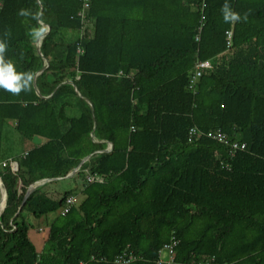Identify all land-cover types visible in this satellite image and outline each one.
<instances>
[{"label": "trees", "instance_id": "obj_1", "mask_svg": "<svg viewBox=\"0 0 264 264\" xmlns=\"http://www.w3.org/2000/svg\"><path fill=\"white\" fill-rule=\"evenodd\" d=\"M226 2L247 21L225 23ZM82 8L0 0L5 58L33 75L28 91L0 89V149L8 121L42 139L0 153V264H153L171 234L173 264H264V0H90L84 20ZM21 9L49 27L41 54L29 35L37 21ZM203 60L211 68L190 89ZM192 127L245 148L229 157L207 137L188 141ZM101 141L111 150L98 152ZM88 155L72 176L79 203L45 182L22 204L34 182L63 178ZM58 210L39 251L28 230Z\"/></svg>", "mask_w": 264, "mask_h": 264}, {"label": "built area", "instance_id": "obj_2", "mask_svg": "<svg viewBox=\"0 0 264 264\" xmlns=\"http://www.w3.org/2000/svg\"><path fill=\"white\" fill-rule=\"evenodd\" d=\"M89 1L90 0H82L83 8H82V10H80L78 12V15L81 17L82 20H84V18H85V11L89 7ZM231 35H232L231 31L226 32V46H227V48L231 44ZM209 68H211V63L208 60L197 61L195 63L194 74L191 76V79H190V89H193L194 84L196 83L197 79L202 75L203 70H206ZM199 136L207 137V138L221 144L225 148V151L229 157H234L238 151H242L245 148V143H240L238 141L231 140L220 129H216L213 131L210 130V131L205 132V133L197 130L195 127H192L189 129L188 141H192V140L194 141L197 138H199ZM7 164L10 166V168L13 171H16V169H17L16 162L9 160L8 162L2 163L3 166H5ZM102 180H103L102 177H99L96 175L87 176V182H93V181L101 182ZM74 200L75 199L73 196H69L68 198H66L65 202H66L67 208L64 210V212L67 211L68 207L74 202ZM177 244H178V240L176 239L174 234H171L170 241L162 246V248L158 252L159 253L158 258L153 264H173V262L175 261V259H174L175 258V248H176ZM115 262H127V261H124V258L121 255L115 259ZM209 263L210 262L208 260L203 261V262L201 260L197 264H209Z\"/></svg>", "mask_w": 264, "mask_h": 264}, {"label": "rangeland", "instance_id": "obj_3", "mask_svg": "<svg viewBox=\"0 0 264 264\" xmlns=\"http://www.w3.org/2000/svg\"><path fill=\"white\" fill-rule=\"evenodd\" d=\"M35 44V41H34ZM4 136H3V145L1 146L0 153L3 156L9 155L11 158L21 152L32 147V144H37L38 140L41 138H35L34 140H28L23 138L19 133L16 132L12 123L8 121L4 126ZM110 146V145H109ZM52 181V182H51ZM46 183L44 189L55 190L56 192L51 191V196H56L57 194H62L64 191L73 190V195L76 199V203H79L83 195L80 191L81 189V180L78 177H63L60 179L51 180ZM51 182V183H49ZM2 205V203H1ZM59 212H53L46 215L40 221L33 220V227H30L28 230V237L31 242L34 244L37 250L41 251L43 249V244L46 240L48 222L55 217Z\"/></svg>", "mask_w": 264, "mask_h": 264}, {"label": "clouds", "instance_id": "obj_4", "mask_svg": "<svg viewBox=\"0 0 264 264\" xmlns=\"http://www.w3.org/2000/svg\"><path fill=\"white\" fill-rule=\"evenodd\" d=\"M221 12L225 23H232L241 19L247 21L246 13L241 16L239 13L232 11L227 2L222 6ZM18 14L26 18L31 16L33 20L37 21L38 26L32 27L29 35L35 41L42 40L45 33L49 31V27L40 19L39 14L32 13L27 9H21ZM6 50V42L0 40V89L9 91L14 95L19 94L22 89L28 91L33 81V75L30 72L17 71L13 62L5 58Z\"/></svg>", "mask_w": 264, "mask_h": 264}, {"label": "water", "instance_id": "obj_5", "mask_svg": "<svg viewBox=\"0 0 264 264\" xmlns=\"http://www.w3.org/2000/svg\"><path fill=\"white\" fill-rule=\"evenodd\" d=\"M47 33H45V35H46ZM44 35V36H45ZM40 41V40H39ZM39 41H37L36 42V44H35V49H36V51L39 53V54H41L40 53V50H39ZM42 56V55H41ZM47 65H48V61H47V59L45 58V57H43V65H42V67H41V69L39 70V72L41 71V70H43V69H45L46 67H47ZM39 72H36L35 73V75H34V77L39 73ZM91 108V107H90ZM91 111H92V108H91ZM111 147H112V144H111ZM104 149H102V150H99V151H103ZM90 156L91 155H88V156H86V157H84L80 162H79V164L77 165V167H75L71 172H69L65 177H70L73 173H75L78 169H79V167L86 161V160H88L89 158H90ZM64 177V178H65ZM55 179H60V178H50V179H41V180H38V181H36V182H34L32 185H30L29 187H28V189L26 190V193H25V195H24V198H23V201H22V204L26 201V199L28 198V196L32 193V191L36 188V187H38V186H40L41 184H43V183H45V182H48V181H51V180H55ZM1 203H3V206H2V209L0 210V215H1V213H2V211H3V209H4V207H5V203H6V190H5V188H4V186H3V184H2V182H1V180H0V204ZM21 204V205H22Z\"/></svg>", "mask_w": 264, "mask_h": 264}, {"label": "crops", "instance_id": "obj_6", "mask_svg": "<svg viewBox=\"0 0 264 264\" xmlns=\"http://www.w3.org/2000/svg\"><path fill=\"white\" fill-rule=\"evenodd\" d=\"M35 41V40H34ZM37 41H35V44H36ZM34 44V46H35ZM36 137L33 138V140L35 139ZM42 142V139H39L37 143H40ZM101 142H104V141H101ZM105 143V146H104V150L103 151H110L111 150V143L110 142H104ZM110 145V146H109ZM98 152H101V151H98ZM76 173V172H75ZM75 173H73L70 177H72Z\"/></svg>", "mask_w": 264, "mask_h": 264}, {"label": "bare ground", "instance_id": "obj_7", "mask_svg": "<svg viewBox=\"0 0 264 264\" xmlns=\"http://www.w3.org/2000/svg\"><path fill=\"white\" fill-rule=\"evenodd\" d=\"M2 206H3V203H2V205H1V207H0V210L2 209Z\"/></svg>", "mask_w": 264, "mask_h": 264}]
</instances>
